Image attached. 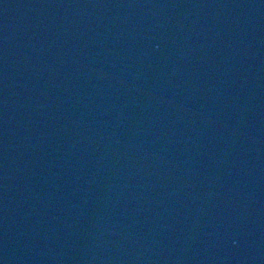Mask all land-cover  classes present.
Returning <instances> with one entry per match:
<instances>
[{"label":"water","instance_id":"obj_1","mask_svg":"<svg viewBox=\"0 0 264 264\" xmlns=\"http://www.w3.org/2000/svg\"><path fill=\"white\" fill-rule=\"evenodd\" d=\"M0 264H264V0H24Z\"/></svg>","mask_w":264,"mask_h":264}]
</instances>
